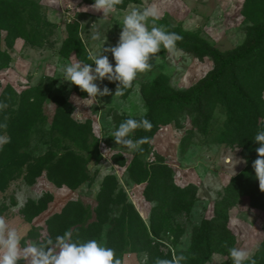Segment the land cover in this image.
<instances>
[{
  "label": "rangeland",
  "instance_id": "rangeland-1",
  "mask_svg": "<svg viewBox=\"0 0 264 264\" xmlns=\"http://www.w3.org/2000/svg\"><path fill=\"white\" fill-rule=\"evenodd\" d=\"M153 2L162 13L157 23L183 36L177 50L150 59L152 69L123 95L105 79L97 83L110 94L84 100L61 67L73 56L91 63L104 37L105 48L118 43L132 6ZM93 3L0 0V100L8 104L0 121L10 138L0 150V215L23 233L22 243L70 230L74 240L113 248L120 264L180 254L183 264H198L205 233L213 241L206 264H233V247L264 264V191L252 167L254 137L264 129V40L237 65L246 99L229 73L217 90L197 94L218 69L205 49L229 57L253 45L264 28V0H121L106 17ZM161 99L171 105L159 106ZM130 117L152 124L131 134L147 138L142 151L114 140Z\"/></svg>",
  "mask_w": 264,
  "mask_h": 264
},
{
  "label": "clouds",
  "instance_id": "clouds-1",
  "mask_svg": "<svg viewBox=\"0 0 264 264\" xmlns=\"http://www.w3.org/2000/svg\"><path fill=\"white\" fill-rule=\"evenodd\" d=\"M120 3L121 0H94L91 7L106 17L116 12ZM161 15V10L155 2L147 6H132L123 16L122 24H119L121 33L118 43L105 48L104 37L102 52H110L115 64L110 63L108 56L102 52L98 56L89 57L92 63L73 56L71 62L64 64L60 69L62 80L87 93L84 100L94 103L98 102V97L110 94L109 89H101L97 81L107 79L109 82H118L115 96L123 95L126 89L133 86L138 74L152 69L150 59H156L162 49L175 52L178 42L183 40L180 34L157 23ZM101 38L99 32L93 35L94 40ZM7 107L8 104L0 100V113ZM6 128L7 123L0 121V150L10 143V138L2 134V130ZM140 128L150 130L152 124L146 118H127L113 132L116 144L126 146L129 150L142 151L140 146L147 142V138H131V134ZM254 141L259 147L256 149L258 158L252 167L260 190L264 191V129L257 131ZM23 240V233L16 227H10L6 216L0 215V264H120L113 248L101 244L96 239L74 240L70 230L56 235L55 238L49 237L44 243L27 244L22 243ZM229 256L233 264H255L249 252L244 249L230 248ZM185 259V256L180 254L171 259L157 258L156 264H183Z\"/></svg>",
  "mask_w": 264,
  "mask_h": 264
},
{
  "label": "trees",
  "instance_id": "trees-1",
  "mask_svg": "<svg viewBox=\"0 0 264 264\" xmlns=\"http://www.w3.org/2000/svg\"><path fill=\"white\" fill-rule=\"evenodd\" d=\"M263 40H264V28L258 30L257 41L253 45H251L249 48H247L243 52L231 55L229 57L222 56L215 49L206 48L205 50L208 51L210 56L214 59V61L218 65V69L210 75L209 79L197 91V94L200 96H205L208 92L215 90V89L217 90L220 87L221 80L223 78H225L227 76V74L229 73L231 76V84H232V87H233L236 95H238L241 98L246 99V95H245L241 85L238 82V77H237V72H236L237 65L244 63L247 60L251 59L254 56V54H256L257 49L262 44ZM185 43H186V45H189V43H187V42H185ZM82 60L85 61V59H83V58H82ZM91 63H92V61H91ZM176 96L180 97L184 102L190 101V99H187L181 93H179V94L175 93V95H173L174 98ZM171 102H172V100H170V99H161L157 104L159 106H169V105H171ZM153 131H156V128H154ZM183 191H182V193H183ZM184 197H185V195H184ZM227 221H228V218L224 217L223 222L226 224V226H227ZM211 236L212 235H208L207 233L202 234L201 238L203 239V244L205 243V246L203 247V245L198 244L199 250H201L202 247L204 248V250L201 251V253H199V255H198V264H206L212 256L213 241H212ZM230 238H231V235L229 234L227 239H230ZM232 244H233V242H232ZM230 247H231V245H230Z\"/></svg>",
  "mask_w": 264,
  "mask_h": 264
}]
</instances>
